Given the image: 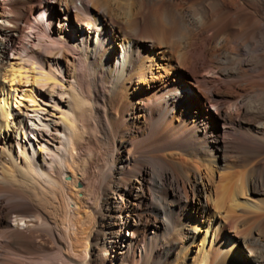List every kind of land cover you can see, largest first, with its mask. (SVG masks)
I'll use <instances>...</instances> for the list:
<instances>
[{
  "label": "bare ground",
  "instance_id": "bare-ground-1",
  "mask_svg": "<svg viewBox=\"0 0 264 264\" xmlns=\"http://www.w3.org/2000/svg\"><path fill=\"white\" fill-rule=\"evenodd\" d=\"M262 196L264 0H0V264H264Z\"/></svg>",
  "mask_w": 264,
  "mask_h": 264
},
{
  "label": "rangeland",
  "instance_id": "rangeland-1",
  "mask_svg": "<svg viewBox=\"0 0 264 264\" xmlns=\"http://www.w3.org/2000/svg\"><path fill=\"white\" fill-rule=\"evenodd\" d=\"M66 23L67 22H63V24L66 26ZM118 36H119V34H118ZM43 49H45V48H43ZM209 83L211 84V85H213L215 88H218V86H220L221 85V82L218 80V79H215L214 77H212V78H210L209 79ZM220 84V85H219ZM81 132H83V136H84V140L81 142V147H82V158H84L85 156H86V154L88 153V152H92V153H94V155L95 154H97L96 156H94V161H93V163H92V166L93 167H95L96 165H98L99 163L100 164H102L104 161H105V158H107L106 156H105V154H104V152L106 153L107 152V150H108V147L106 146V145H104V144H102L103 143V141H100V139L98 138V135L96 136L97 137V139H96V137H94L95 136V133H96V131L94 130V129H92L90 126H86V127H84V129H83V131L82 130H80ZM93 135V136H92ZM88 139V140H87ZM91 140V141H90ZM90 141V142H89ZM101 142V143H100ZM106 146V147H105ZM96 151V152H95ZM99 154V155H98ZM231 156H232V158H233V156H234V154H230ZM100 158V159H99ZM102 158H104V159H102ZM103 160V161H102ZM198 163H200V161L198 162ZM238 165H240V164H238ZM194 166V165H193ZM204 166H206L205 168H203ZM204 166H199V170H201L202 172L204 171V170H207L208 171V169H210L209 168V166H208V164H205ZM225 166H227V167H214V168H211L210 170H212V172H210V170H209V172L207 173V175L209 176V177H207V175H205V179H204V182L207 184V187H208V193H209V198H207L208 199V205H209V211L210 212H215L216 214H219V216L220 217H229L230 215H233V211L235 210L234 208H232L233 207V205H231L232 203L234 204L235 203V201L237 202V203H239V204H242L243 202H246V201H248V200H251V199H253V200H255V199H259V198H261V195H259V194H257V193H255V192H253V191H249L248 190V186H246L247 185V179L249 178V176H250V172H249V170H250V166L248 167V166H243V165H240V166H237L236 164L235 165H230V163L228 164V165H225ZM242 166V167H241ZM228 167H231L229 170L227 169ZM202 169H204V170H202ZM218 170V171H217ZM246 173V174H245ZM223 174V175H222ZM241 174V175H240ZM211 175H212V177H211ZM238 176V177H237ZM247 176H248V178H247ZM228 177V178H227ZM230 179H231V181H230ZM234 179V180H233ZM229 181V182H228ZM232 181H234L233 183H232ZM241 181V182H240ZM244 181V182H243ZM241 183H243L244 185H245V187H243L244 188V190H242L241 191V187H240V184ZM222 185V186H221ZM237 185V186H236ZM217 186H218V188H220L221 190H222V193H223V191H224V193L222 194L221 193V191H220V189H219V192H220V194H222L221 195V199H222V197H223V199L221 200L220 198L218 199L217 197H216V194H215V191H213V190H215V189H217ZM219 186H221V187H219ZM76 187H77V189H78V187L79 188H82V185L81 184H79V183H77V185H76ZM216 187V188H215ZM224 187V188H223ZM235 187H236V189H235ZM85 188V187H84ZM242 188V189H243ZM229 189H230V191H229ZM234 189H235V191H234ZM240 189V190H239ZM54 190V191H53ZM55 190H56V192H55ZM61 190V191H60ZM52 191H53V195L51 196V198L55 201V212H54V214L57 216V217H59L60 215H65L66 216V207H65V203H64V196H62L63 194V192H62V189H58V188H54V189H52ZM210 191V192H209ZM245 191V192H244ZM58 192V193H57ZM60 192H62V193H60ZM227 192H229V194L227 193ZM236 192V193H235ZM240 192V193H239ZM244 192V193H243ZM238 193V194H237ZM56 194V195H55ZM61 196H60V195ZM226 194V195H225ZM232 194V195H231ZM236 196H234V195ZM243 194V195H242ZM229 195V199L227 200L226 199V196H228ZM231 195V196H230ZM238 195H240V196H238ZM55 196L57 197V200H56V198H55ZM60 196V197H59ZM218 197H220V195H218ZM239 197V198H238ZM262 198H264L263 196H262ZM63 202H61L60 200ZM217 200H220V202H218ZM57 201H60V203H62V204H59V202L57 203ZM212 201H214L215 202V204L216 203H218V205L215 207L214 206V202H212ZM233 201V202H232ZM56 205H59V206H56ZM227 205V206H226ZM226 206V207H225ZM60 208V210H59V208ZM218 207H219V209H218ZM227 209V210H226ZM57 210V211H56ZM60 211V212H59ZM227 211V212H226ZM58 212V213H57ZM235 212H237V211H235ZM61 213V214H60ZM65 213V214H64ZM227 213V214H226ZM232 213V214H231ZM58 214H60V215H58ZM228 214H229V216H228ZM75 217H76V219L78 220V223H77V220L75 219ZM231 217V216H230ZM68 218H69V216L67 217V220H68ZM79 218V219H78ZM74 219V220H73ZM81 219H82V217H81ZM80 219V215L77 217V216H73L72 217V221H73V224H74V229L76 228L77 229V231L75 232V230H74V235L76 236V238H77V236L79 237V235H80V232H81V230L80 229H84L85 227H88V226H90V222L89 223H87V222H85L83 219L81 220ZM245 221V220H244ZM247 222L246 223H249L250 222V219L249 220H246ZM83 223V224H81V223ZM86 223V224H85ZM251 223V222H250ZM86 225V226H85ZM71 230H72V227H71ZM70 230V231H71ZM78 232V233H77ZM240 233H238L237 235H239ZM199 242H200V237L197 239V244H199ZM196 249V247H194V250ZM247 258V260H250L248 257H246Z\"/></svg>",
  "mask_w": 264,
  "mask_h": 264
}]
</instances>
